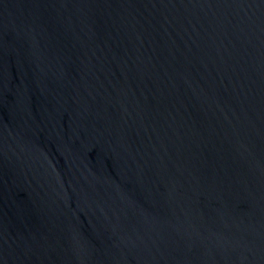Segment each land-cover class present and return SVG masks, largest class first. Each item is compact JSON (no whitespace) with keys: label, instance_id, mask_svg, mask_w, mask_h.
Here are the masks:
<instances>
[{"label":"water","instance_id":"1","mask_svg":"<svg viewBox=\"0 0 264 264\" xmlns=\"http://www.w3.org/2000/svg\"><path fill=\"white\" fill-rule=\"evenodd\" d=\"M0 264H264V0H0Z\"/></svg>","mask_w":264,"mask_h":264}]
</instances>
